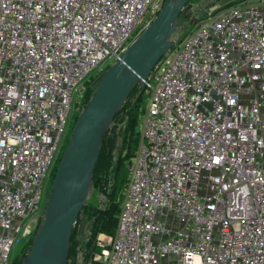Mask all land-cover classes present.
<instances>
[{
	"label": "built area",
	"instance_id": "1",
	"mask_svg": "<svg viewBox=\"0 0 264 264\" xmlns=\"http://www.w3.org/2000/svg\"><path fill=\"white\" fill-rule=\"evenodd\" d=\"M162 1L0 0V264L42 218L88 83ZM141 85L115 230L93 261L264 264V0L207 12Z\"/></svg>",
	"mask_w": 264,
	"mask_h": 264
},
{
	"label": "water",
	"instance_id": "2",
	"mask_svg": "<svg viewBox=\"0 0 264 264\" xmlns=\"http://www.w3.org/2000/svg\"><path fill=\"white\" fill-rule=\"evenodd\" d=\"M188 0H163L159 11L108 65L77 114L51 179L42 218L18 264H67L72 227L92 192L100 140L128 93L171 47L172 31L186 22Z\"/></svg>",
	"mask_w": 264,
	"mask_h": 264
},
{
	"label": "rangeland",
	"instance_id": "3",
	"mask_svg": "<svg viewBox=\"0 0 264 264\" xmlns=\"http://www.w3.org/2000/svg\"><path fill=\"white\" fill-rule=\"evenodd\" d=\"M232 1L235 0H189L187 5H186V12L190 14V17L188 20L184 23H182L180 26L176 27L172 33L169 36V39L176 43H178L180 40H182L188 32L193 28L194 23L196 20L199 18H203L205 14L211 10L216 11L222 9L223 5L228 4ZM237 1V0H236ZM247 1H255V0H247ZM224 8V7H223ZM175 45V43H173ZM108 63L112 64V61L110 60ZM108 64H105L103 66V71L106 69ZM102 71V73H103ZM101 73V74H102ZM95 79V77L93 78ZM96 83L91 84L92 86H95ZM145 101H141L139 103V106H144ZM84 106H79L77 110H74L70 116L69 119V124H68V129L66 134L64 135L62 141H61V146L59 149V152L54 160L51 173L48 177L46 187H45V192H44V198L46 201V197L48 194V190L50 187L51 179L53 177V174L55 172L56 166L58 164L59 158L61 156V153L63 151V148L66 144V141L68 137L70 136L71 133V128L74 123V120L77 116V114L80 112V110ZM115 128L114 129H119V135L115 138L114 140V150L111 152L110 156V162L108 164V169L105 173V177L107 178V185H111V174L113 171V165L116 162H119L115 172V180H116V186L119 184V182H123L127 179L128 176V171H129V165L132 160V158L129 159L131 153L130 149L133 148L136 149L137 146V141L139 140V137L135 141L129 140L131 138L134 139V136L137 134L135 133L134 129L131 131H128L123 122H119L116 124V121H114ZM137 129V128H136ZM139 133V132H138ZM129 136V137H128ZM127 141H130V149L127 150L126 143ZM111 148L104 149V152H110ZM104 161V158L103 160ZM102 175V174H101ZM99 175V176H101ZM199 194L203 195L204 193H209V191L205 190L201 186L198 189ZM105 201V194L104 192H101L100 194L98 193L97 189L94 187L92 188L91 194L87 197L86 199V207H88L89 211L87 213L82 212L79 215V219L76 222L72 237H71V247H70V256H69V262L70 264H89L91 261H93V256L97 253H99L100 247L96 244L97 237L100 236L102 233H95L93 234V229L94 225L91 226L88 229V226L90 225V221L94 218L95 214V208L103 207V203ZM95 209V210H94ZM104 234V233H103ZM32 236V235H31ZM31 240V238H30ZM23 244H20V248L22 247ZM19 248V249H20ZM18 249V251H19ZM26 250V251H25ZM27 246L24 247L23 252L25 254L27 253Z\"/></svg>",
	"mask_w": 264,
	"mask_h": 264
},
{
	"label": "trees",
	"instance_id": "4",
	"mask_svg": "<svg viewBox=\"0 0 264 264\" xmlns=\"http://www.w3.org/2000/svg\"><path fill=\"white\" fill-rule=\"evenodd\" d=\"M188 1L185 3V7H186ZM234 2H236V0L232 1L228 4L223 5V7H226L227 5L234 3ZM217 9H215V10H217ZM205 16H206V14H205ZM197 20H199V18ZM173 43L176 44V42H174V41H173ZM173 43H172V46H173ZM98 79H96V80L92 79L88 83L80 106H84L86 104V102L88 101V99L92 93L93 87H94L91 84L93 83V81H94V83H96L98 81ZM142 100L145 101V93H144L143 86L136 84L134 86V88L126 96L123 104L119 107L117 112L114 114L111 122L109 123L107 129L105 130V132L103 133V135L101 137L98 157H97V160L95 162L93 172H92L91 185H92V188L95 187L97 189L99 194L101 192H104L105 201L103 203L102 208L96 207L95 208L96 210L94 209L95 210V212H94L95 216L90 221V225L88 226V229H89L91 226L94 225V229L92 231L93 234L104 233L107 235H112L114 233L115 224H116V215H117L118 207H119V204H120V201L122 198L123 188H124V185L126 183V180H125L123 182H119V184L116 186V180H115L116 172H115V170H116L119 162H116L113 165V171L111 174V185L110 186L107 185V182H106L107 178L105 177V173L109 167L108 164L110 162L111 152H112V150H114V147H115L114 146L115 145L114 140L119 135V129H114L115 128L114 121H116V124H118L119 122H123L125 128L128 131H131L134 129L135 133H137V134L134 136V139L131 138L129 140L135 141V144H136V140L139 137V133H138L139 131L136 129L137 128L136 127L137 126V119H138V115L140 113V110L142 108V106H139V103ZM130 141H127V143H126L127 150L130 149V145H129ZM108 148H111V151L110 152H104V149H108ZM134 151H135V149L134 150H133V148L130 149L131 155H130L129 159L133 157ZM103 158H104V161H102ZM99 175H101V176H99ZM85 204H87L86 200L83 202L81 210L79 211L77 219H76V221L72 227V231H71V235H70V239H69V247H68V251H67V264H70V262L68 260H69V256H70L71 237H72L76 222L79 219V215L82 212L87 213V211H89L88 210L89 208L86 207ZM25 246H27V250H28L29 246H30V239L22 245L21 249H24ZM24 255H25V252H22L21 257H23ZM19 260L20 259H16L14 261V264H18ZM89 264H101V263L98 261H91Z\"/></svg>",
	"mask_w": 264,
	"mask_h": 264
},
{
	"label": "flooded vegetation",
	"instance_id": "5",
	"mask_svg": "<svg viewBox=\"0 0 264 264\" xmlns=\"http://www.w3.org/2000/svg\"><path fill=\"white\" fill-rule=\"evenodd\" d=\"M23 251V250H22ZM20 254V253H19ZM12 264H14V261H13V263Z\"/></svg>",
	"mask_w": 264,
	"mask_h": 264
}]
</instances>
